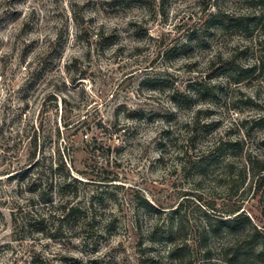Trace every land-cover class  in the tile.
<instances>
[{
  "label": "rangeland",
  "instance_id": "rangeland-1",
  "mask_svg": "<svg viewBox=\"0 0 264 264\" xmlns=\"http://www.w3.org/2000/svg\"><path fill=\"white\" fill-rule=\"evenodd\" d=\"M255 6L243 0H0V111L8 98L11 113L24 109L17 101L24 67L54 44L49 53L58 49L61 57L30 93L19 127L29 133L32 124L41 125L46 151L71 154L72 175L84 174L89 184L61 197L95 220L82 234L87 242L75 232L49 240L31 228L21 230L11 217L18 214L15 182L0 176V264H182L167 257L166 244L151 242L150 228L156 221L167 226L171 211L188 199L186 228L174 240L192 245L203 212L195 198L231 210L241 198L239 190L219 186L227 165L239 170L242 159L264 161V87L247 72L238 84L225 74L231 58L242 71L254 65L264 32L214 31L211 24L204 34L209 13L259 15L262 7ZM97 31L113 37L98 40ZM195 83L205 84L210 94L184 105L170 100L173 91L194 97ZM130 113L137 116L128 119ZM190 133L195 139L188 142ZM26 135L20 137L24 143ZM225 142L228 151L208 154L205 176L191 167L194 158ZM27 153L19 156L20 166ZM245 199L242 209L264 227V182ZM145 202L165 213L147 211ZM29 209L19 210V222ZM230 242L226 234L209 240L217 264H229Z\"/></svg>",
  "mask_w": 264,
  "mask_h": 264
},
{
  "label": "trees",
  "instance_id": "trees-1",
  "mask_svg": "<svg viewBox=\"0 0 264 264\" xmlns=\"http://www.w3.org/2000/svg\"><path fill=\"white\" fill-rule=\"evenodd\" d=\"M243 1L246 4L261 6L262 10L260 14L256 15V13H251L250 15L229 17L227 15H222L219 10H216L215 12L209 13L204 34L209 31L211 24L215 26L214 31L235 28L243 32L257 29H259L261 33L264 32V0ZM163 2L164 0H162V3ZM262 34L264 35V33ZM263 35H261L257 41L259 55L254 65L242 71L240 67L235 65L232 58L225 62V67H227L225 69V74L236 84L241 82L244 78L241 77L242 74L247 72L249 75H252V79L258 80L264 87ZM95 37L98 40L105 41L107 39L111 40L113 36L110 34L107 38H103V32L97 31ZM51 47L53 48L54 44L52 46V43H50L48 45V50H43V52L36 56L34 62H28L27 64L26 59L28 53L24 52L21 55V63L26 64L24 67L26 76L18 87L17 93L19 97L17 101L19 103L24 102V109L18 107L16 114L11 113L10 111L12 108L8 107L10 103L9 98L2 104L3 110L0 111V176H4L8 182H15L13 196L16 198L15 206L18 210V214L19 210H24L26 207L31 208L29 209L31 210V214L26 212L22 222H19L17 217L18 214L16 213L13 215L14 212H12V222L15 226L20 225L21 230L31 228L34 230L33 234L40 235L49 240H57L60 235L75 232L76 235L74 236L76 238H83V242H87L89 238L87 236L84 237L82 234L87 233L91 228L93 229L92 225L95 220L89 217L88 211L71 205L70 200L65 201L63 197H61L68 189L71 190L76 186L89 184L84 181L86 179L84 178L85 175L79 173L82 179L72 175V156L67 150L66 152L65 149L62 151L59 148H55L54 151L50 152L45 150V140L42 142V138L44 137H41V125L35 128L32 124L29 133L25 128L19 127L25 115L24 112L27 111L29 107V102L27 100L30 93L32 91L35 93L43 76L52 69L54 60L60 59L61 57V53L57 52L58 49L49 53ZM29 50H31V48L27 49V51ZM172 51L173 50H169L168 52ZM221 71L222 70H220V72ZM155 84L161 85L162 83L155 82ZM10 92L12 93V91L6 90V94H8L9 97H11ZM209 94L205 84L195 83L191 95L194 97L178 94L173 91L170 100L173 103L177 100L179 104L184 105L193 98L196 100L197 98L207 97ZM197 114L198 112L195 114V118L190 122V125L194 124L197 119ZM133 115L137 116L136 113H130L128 119L135 118L132 117ZM6 133L9 134V137H5ZM26 133L29 134L30 137L29 140L26 139L28 140L27 143H24L23 139L20 137ZM29 135L26 136L28 137ZM194 139L195 133H190L188 142ZM241 141L240 139L236 143L239 144ZM228 143L229 142H225L224 144L220 143L217 147L209 151L207 155L202 156L201 154L200 157L194 158L193 161H190L191 167L200 172V170H202L201 168H203V164H205L208 159V154L210 153L209 156H211L228 151ZM25 149L28 151L25 157L26 162L20 166L19 156L21 157ZM9 152H12V154H8ZM242 160L244 163L239 170L233 169V167L228 164L226 168L230 169L229 172L219 181V184H221L219 186L221 187L224 185L223 189L225 191L239 190L238 192H240L239 197L241 199L231 210L227 212L218 211L214 204H201L199 203L200 197L195 198V196L190 195L195 198L198 205L203 209L202 224L192 233V245L183 243V245L179 246L174 240L176 236L184 232L186 228L183 219V211H185L184 203H186L184 200L188 199H182V202L178 203L173 211H171V220L168 221L167 226H163L162 224L159 225L158 221H156L150 228L148 237L151 242H153V239L157 238L160 244H166L168 247L166 255L169 259L180 258V263L182 264H217L218 261L221 260L219 258H213L214 248L209 245V240L226 234V236L231 238V242L227 246V252L225 254L227 263L264 264V227L255 224L252 217L242 209L246 201L245 198L251 192H253V195H257L264 182V161L258 163L257 157H249ZM218 161H211V166L215 163L217 164ZM206 167L207 166H205V168ZM201 172L205 176V171L202 170ZM115 181L116 180L113 179L109 182ZM24 195H29V197L24 198ZM57 196H60L59 201H55ZM1 198L2 194L0 193V199ZM22 199L26 200L28 203V206H25V208L22 205ZM6 200L7 199H3L2 203L4 204ZM145 207L148 209L147 211L153 212L158 216H160V213H165L163 212L164 210H159L161 208L154 207L146 202ZM262 216L264 217V212H262ZM172 221L176 222L175 225ZM184 252H186V254Z\"/></svg>",
  "mask_w": 264,
  "mask_h": 264
}]
</instances>
